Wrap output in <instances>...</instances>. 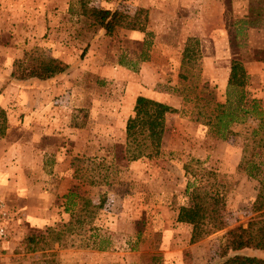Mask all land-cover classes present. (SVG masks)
I'll return each mask as SVG.
<instances>
[{
    "label": "rangeland",
    "instance_id": "1",
    "mask_svg": "<svg viewBox=\"0 0 264 264\" xmlns=\"http://www.w3.org/2000/svg\"><path fill=\"white\" fill-rule=\"evenodd\" d=\"M81 1L126 18L142 8L144 32L106 36L69 13ZM184 44L192 58L180 61ZM24 54L66 69L12 79ZM230 60L254 110L220 139L193 118L224 103ZM140 94L177 112L164 117L157 155L129 162L123 124ZM0 101V199L15 214L0 264H219L224 232L257 217L264 184V0H0ZM198 184L222 198V229L190 244L175 218ZM78 197L101 202L89 219Z\"/></svg>",
    "mask_w": 264,
    "mask_h": 264
},
{
    "label": "trees",
    "instance_id": "2",
    "mask_svg": "<svg viewBox=\"0 0 264 264\" xmlns=\"http://www.w3.org/2000/svg\"><path fill=\"white\" fill-rule=\"evenodd\" d=\"M67 8L70 14L82 15L92 24L98 25L104 30L106 36H111L116 29L142 32L145 29L143 24L145 19L139 20V15L145 14V10L142 8H136L130 18L115 11L110 12L107 9L86 6L82 1L78 3L76 11L72 9L71 5H68ZM195 41L196 39H193V43ZM143 43L144 41H141V44ZM146 58L145 53L140 55V60ZM189 58H192L191 50L184 44L180 61ZM65 69L66 65L57 59L24 54L20 60L13 61L9 76L18 81H27L32 78L46 80L61 74ZM227 74L224 103L212 102V113L209 116L202 120L193 118L194 121H200L206 125L207 129L220 139H224L226 135L230 134L227 128L231 123L237 122L245 114L254 110L253 100H250L248 109L243 107V88L246 85V75L236 60L229 61ZM231 97L232 99H230ZM181 100L185 102L184 97H181ZM176 112L159 101L137 95L133 100L130 115L124 120V159L130 162L140 157L152 158L156 156L164 132V117ZM178 114L184 115V112L180 109ZM70 127L80 128L73 123L70 124ZM3 134V126H0V137ZM259 184V190L251 207L252 211L257 213V217L249 220L243 229L235 226L224 232V241L220 249V258L223 261L219 264H264V258L241 254L242 251L250 249L264 251V184L262 182ZM72 198H76V194L69 193L65 197L67 205L70 207L75 204L72 202ZM188 198V205L179 207L175 219L177 222L189 225L188 240L190 244H193L201 237L222 229L220 209L223 201L218 193L207 191L202 184L194 185L188 192ZM77 199L81 203L79 207L82 216L86 219H89L101 204V202L93 204L88 198L78 197ZM78 219L76 216L75 221ZM54 235L58 237L61 236V233L56 232ZM29 241H33V238H30Z\"/></svg>",
    "mask_w": 264,
    "mask_h": 264
},
{
    "label": "built area",
    "instance_id": "3",
    "mask_svg": "<svg viewBox=\"0 0 264 264\" xmlns=\"http://www.w3.org/2000/svg\"><path fill=\"white\" fill-rule=\"evenodd\" d=\"M15 214L7 206L3 199H0V247L5 243L8 236L7 227L12 222Z\"/></svg>",
    "mask_w": 264,
    "mask_h": 264
},
{
    "label": "crops",
    "instance_id": "4",
    "mask_svg": "<svg viewBox=\"0 0 264 264\" xmlns=\"http://www.w3.org/2000/svg\"><path fill=\"white\" fill-rule=\"evenodd\" d=\"M194 34H196V33H193V32L191 33L192 36H195ZM58 75H60V74H58ZM56 76H57V75H56ZM56 76H55V78H57ZM33 79H34V78H33ZM49 79H52V78H49ZM46 80H48V79H46ZM36 81L41 82V81H44V80H36ZM140 95L152 99L151 96H146L145 94H140ZM135 97H136V96H135ZM135 97H134V98H135ZM134 98H133L132 101H131L130 110H131V107H132V104H133V100H134ZM153 100L158 101L157 98H154ZM0 102H1V101H0ZM159 102H160V101H159ZM160 103H161V102H160ZM162 104H163V103H162ZM164 105H165V104H164ZM166 106H167V105H166ZM0 107H1V105H0ZM128 115H130V112L128 113ZM123 125H124V124H123ZM67 126H68L67 128H69V129H75V128H73V127H70L69 123H67Z\"/></svg>",
    "mask_w": 264,
    "mask_h": 264
}]
</instances>
